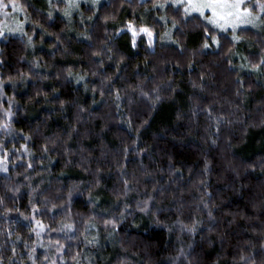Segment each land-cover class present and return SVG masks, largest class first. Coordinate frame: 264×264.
I'll return each mask as SVG.
<instances>
[{
  "label": "trees",
  "instance_id": "trees-1",
  "mask_svg": "<svg viewBox=\"0 0 264 264\" xmlns=\"http://www.w3.org/2000/svg\"><path fill=\"white\" fill-rule=\"evenodd\" d=\"M175 1L0 0V264H264V0Z\"/></svg>",
  "mask_w": 264,
  "mask_h": 264
},
{
  "label": "rangeland",
  "instance_id": "rangeland-1",
  "mask_svg": "<svg viewBox=\"0 0 264 264\" xmlns=\"http://www.w3.org/2000/svg\"><path fill=\"white\" fill-rule=\"evenodd\" d=\"M37 1V3L42 2L44 3V9L49 11L50 13H54L55 10L53 7L50 8L51 3L53 2H63L65 4V11L69 12V15H75L76 17L80 11L81 5H99L103 0H33ZM254 0H242L241 4V12H240V18L236 19L234 16L228 15L229 12L228 7H221L217 10V16L212 17L209 10H205V15L202 16L206 18L207 22L208 19H215L217 20V23L220 26H216L213 24H209L213 26L215 29L219 30L220 32H231L236 33L240 29H254V30H260L263 26L262 20L259 16L254 15L252 13L251 4ZM221 3H225L227 5H231L235 3V0H221ZM50 4V5H49ZM96 4V5H95ZM173 5H184L186 7H189V12L195 15H199L198 12L194 11L190 5H188L187 0H177L172 3ZM248 8L250 10L249 14H244L243 9ZM79 9V11H78ZM232 11H235V9H232ZM65 12V13H66ZM200 16V15H199ZM65 17L67 19L70 18L68 14H65ZM24 12L21 9L20 5L18 4H7V5H0V39L3 38L5 35H24V28H25V22H24ZM166 41H168L166 39Z\"/></svg>",
  "mask_w": 264,
  "mask_h": 264
},
{
  "label": "snow or ice",
  "instance_id": "snow-or-ice-1",
  "mask_svg": "<svg viewBox=\"0 0 264 264\" xmlns=\"http://www.w3.org/2000/svg\"><path fill=\"white\" fill-rule=\"evenodd\" d=\"M188 5H190L192 7V9L196 12L199 13L200 16H204L205 15V10H209L211 13L212 17H216L217 16V10L218 8L221 7H228L229 8V12L227 13L228 15L234 16L236 19L240 18V12H241V4H242V0H235V3L231 4V5H227L225 3H221V0H187ZM157 7H164V5H156ZM232 9H235V11H232ZM184 11L187 13L189 12V7H185ZM244 14H249L250 10L248 8H244L243 10ZM208 22L210 24L216 25V26H220L222 27V25H219L217 23V20L215 19H208ZM129 31L132 32V36H133V46H135L136 43V35L137 32H141L147 35L149 42H151L152 40V32L146 28V27H142L139 29H133V27L131 25H129ZM234 40L238 39L237 37H233ZM213 43H218V41L215 40V38H213L212 40ZM29 43H31V38H29ZM204 48H208L209 44L207 42L204 43L203 45ZM261 63H264V61H261ZM6 171V169H4ZM67 228L71 229L72 225H66Z\"/></svg>",
  "mask_w": 264,
  "mask_h": 264
}]
</instances>
